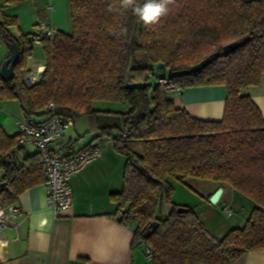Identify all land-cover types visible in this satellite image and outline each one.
I'll list each match as a JSON object with an SVG mask.
<instances>
[{"label": "trees", "instance_id": "obj_1", "mask_svg": "<svg viewBox=\"0 0 264 264\" xmlns=\"http://www.w3.org/2000/svg\"><path fill=\"white\" fill-rule=\"evenodd\" d=\"M4 1L16 6L27 0ZM70 2L72 33L59 31L54 39L41 41L46 57L41 82L28 87L24 81L35 40L21 34L15 77L1 76L2 97L24 95L25 115L37 117L53 102L59 116L74 124L86 116L91 133L115 142L127 159L123 188L112 195L124 213L117 220L133 227L132 249L145 245L153 250L151 264H238L263 251L264 116L244 92L259 86L264 76V0H174L153 24L122 8L120 0ZM17 24L7 16L0 24L6 44L16 40L8 27ZM231 44L239 46L224 55ZM216 53L220 56L214 58ZM208 57L214 60L193 72ZM159 64L172 76L167 84L152 86ZM217 85L227 88L220 121L192 117L169 94L171 88ZM95 102L127 103L130 109L102 111L94 108ZM105 115L120 118L121 125L104 124ZM18 137L0 126V201L5 208L45 180L39 153L22 161L3 155ZM130 144H138L140 151ZM189 178L228 186L254 201L250 219L216 237L194 209L173 203L171 180L184 183ZM165 202L171 206L167 216L160 213ZM151 226L155 229L145 238Z\"/></svg>", "mask_w": 264, "mask_h": 264}, {"label": "crops", "instance_id": "obj_2", "mask_svg": "<svg viewBox=\"0 0 264 264\" xmlns=\"http://www.w3.org/2000/svg\"><path fill=\"white\" fill-rule=\"evenodd\" d=\"M67 1L27 0L10 6L0 0V24L6 16L16 18L18 24L9 26L8 31L18 41L20 34L31 35V31L26 29L29 25L37 26L40 20L50 21L60 32L70 34L72 32L62 22ZM16 29L19 31L15 32ZM9 57L10 52L5 53L4 60ZM45 65L46 61L45 64L28 65L25 71L35 73ZM248 91L249 95H246L251 97L264 116V76L259 86L251 87ZM169 94L177 108L185 109L194 118L213 121L223 118L226 86L170 89ZM0 108V126L9 136H19L18 121L29 117L25 115L27 101L24 95L17 100H6L0 91ZM44 118L38 117L39 120ZM81 122L83 128L79 132ZM77 141L82 144L80 148H75ZM96 142L101 144L102 156L72 178L74 203L67 213L56 217L48 208L44 183L19 197L15 206L22 211L20 225L16 229L0 232V242H6V247L0 249L4 257L0 264H151L145 256V245L132 249L133 227L117 220L119 205L112 200V195L123 188L127 159L117 150L115 142L97 138L95 133H91L89 120L84 116L73 123L67 136L51 144L49 150L64 154ZM130 147L140 151L138 144H130ZM37 153L32 146L22 148L17 143L3 155L22 161ZM171 184L174 190H178L173 203L194 209L208 230L218 238L236 227L244 226L256 208L254 201L228 186L223 188L219 202L211 204L210 198L221 188L219 183L189 178L184 183L171 180ZM4 208L0 201V210ZM228 210L232 212L231 215ZM170 212L171 206L166 214H162L167 216ZM238 264H264V250L244 256Z\"/></svg>", "mask_w": 264, "mask_h": 264}, {"label": "built area", "instance_id": "obj_3", "mask_svg": "<svg viewBox=\"0 0 264 264\" xmlns=\"http://www.w3.org/2000/svg\"><path fill=\"white\" fill-rule=\"evenodd\" d=\"M51 9H53V6H51ZM37 27L38 32L35 37L38 43L43 39H54L59 33L58 28L47 20H40ZM45 68L40 67L35 73L33 71H25L24 81L26 85L32 87L40 83ZM160 84L165 85L167 81L160 80ZM3 87L4 84L0 78V91ZM44 117L43 120H39L37 116L32 115L23 121H18V147L26 148L32 146L38 151L44 173L48 208L56 217H59L67 213L73 206L74 190L71 184L72 178L100 158L102 156V148L101 144L96 142L82 149H73L64 154L52 153L49 150V146L67 136L73 123L57 114L56 106L53 102L46 107ZM126 137L124 135V138ZM229 214L231 215L232 212L229 211ZM21 215L22 211L16 206L1 209L0 232L18 228ZM123 216L124 213L121 212L119 217ZM145 256L148 260H152L153 250L150 247L145 249Z\"/></svg>", "mask_w": 264, "mask_h": 264}, {"label": "rangeland", "instance_id": "obj_4", "mask_svg": "<svg viewBox=\"0 0 264 264\" xmlns=\"http://www.w3.org/2000/svg\"><path fill=\"white\" fill-rule=\"evenodd\" d=\"M66 8L67 9L65 10V18H64V20H62V22L65 23V27L67 25V27L69 28V31L72 32L73 31V23H72V16H71V2H70V0L67 1V7ZM17 29H16V31L15 30L14 31L18 32L19 30H17ZM27 30L31 31L30 32L31 38L35 40L34 45H33L32 55L30 56V58L28 60V65L45 64L46 57H45L43 45L41 42L38 43L36 41V37H35L37 32H38V27L29 25V28H27L26 31ZM9 52H10V50H9L7 44L3 43V41L0 39V71H1V67H2L3 63L6 61V60H4L5 59L4 55H5V53H9ZM137 57H138V60H141V63L144 64V59H145L144 54L142 52H139L137 54ZM171 76H172V72L169 69H165L162 71L155 70V75L151 77L150 84L152 86H156L158 83H160L161 79L162 80H168ZM244 93L249 95L248 90H246ZM141 98L142 97H139V101H138V107H139L140 111L142 110L141 103L139 105V102L142 101ZM93 106L95 109H98V110L112 111V112H127L130 109L129 104L117 103V102H95ZM106 118H107V120H106ZM102 119H103L104 124L112 123V124H120L121 125V119L116 117V116H111V115L106 116L105 115V116H103ZM80 124H81L80 125L81 129L79 130V132H81V130L83 128V125H82L83 123L81 122ZM81 145L82 144L80 143V141H77L75 143V148H80ZM175 192L178 193V190L177 191L174 190L173 197L176 194ZM173 197H172V199H173ZM169 206L170 205L167 202H165L164 205L162 206L161 210H160V213L163 212V214H166Z\"/></svg>", "mask_w": 264, "mask_h": 264}, {"label": "water", "instance_id": "obj_5", "mask_svg": "<svg viewBox=\"0 0 264 264\" xmlns=\"http://www.w3.org/2000/svg\"><path fill=\"white\" fill-rule=\"evenodd\" d=\"M9 50H10V57L3 63L1 67V75L5 80H11L15 77V66L19 63L21 58L22 49L17 40H13L10 43L7 44ZM238 44H231L224 48V55H228L229 53L233 52L238 48ZM220 54L216 53L214 58L219 57ZM214 58L208 57L199 64L193 66V72L197 73L201 70H203L206 66H208ZM166 67L163 64H159L156 66L157 71L165 70ZM142 85H134L132 88H140ZM224 192L223 188H220L210 199V203L213 205H216L222 194ZM155 227L151 226L147 229L145 233V238H148L154 231Z\"/></svg>", "mask_w": 264, "mask_h": 264}, {"label": "clouds", "instance_id": "obj_6", "mask_svg": "<svg viewBox=\"0 0 264 264\" xmlns=\"http://www.w3.org/2000/svg\"><path fill=\"white\" fill-rule=\"evenodd\" d=\"M173 2L174 0H144L143 3H139L138 0H120V6L130 8L133 14L145 24H153L168 13L167 5ZM4 247H6V242H0V249ZM3 259V255L0 254V260Z\"/></svg>", "mask_w": 264, "mask_h": 264}]
</instances>
